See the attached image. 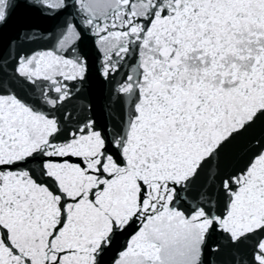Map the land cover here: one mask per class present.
I'll list each match as a JSON object with an SVG mask.
<instances>
[{
    "label": "snow or ice",
    "instance_id": "6c2138e0",
    "mask_svg": "<svg viewBox=\"0 0 264 264\" xmlns=\"http://www.w3.org/2000/svg\"><path fill=\"white\" fill-rule=\"evenodd\" d=\"M28 2L62 20L0 46V264H264V0Z\"/></svg>",
    "mask_w": 264,
    "mask_h": 264
},
{
    "label": "water",
    "instance_id": "95a60500",
    "mask_svg": "<svg viewBox=\"0 0 264 264\" xmlns=\"http://www.w3.org/2000/svg\"><path fill=\"white\" fill-rule=\"evenodd\" d=\"M17 6L12 10L10 19L6 25L0 28V46L7 47L10 41H15L12 45V55L19 50L21 54L29 53L32 50H42L50 47V44L41 40H24V33L30 31L49 32L56 28L57 24L61 22L62 17L45 15L36 7L29 6L28 0H16ZM83 50L89 56V63L91 72L88 80L82 85V92L80 93L82 99L88 98L101 100L107 93L108 85L97 75L96 69L99 68V61L97 54L92 47L91 40H85L82 44ZM123 75V73H121ZM99 114V113H98ZM261 127L258 126L256 134L258 135ZM243 143H238L233 146L225 155L224 164L226 166L234 165L240 155L242 154ZM33 167H37L34 163ZM128 238L126 234L121 238L120 243ZM230 259V257H226Z\"/></svg>",
    "mask_w": 264,
    "mask_h": 264
}]
</instances>
